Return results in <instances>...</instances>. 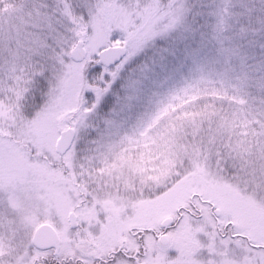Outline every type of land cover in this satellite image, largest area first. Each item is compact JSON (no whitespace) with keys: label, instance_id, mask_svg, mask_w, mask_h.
Instances as JSON below:
<instances>
[{"label":"snow or ice","instance_id":"snow-or-ice-1","mask_svg":"<svg viewBox=\"0 0 264 264\" xmlns=\"http://www.w3.org/2000/svg\"><path fill=\"white\" fill-rule=\"evenodd\" d=\"M216 20L214 0H0V264H264V45L251 78L217 71Z\"/></svg>","mask_w":264,"mask_h":264},{"label":"rangeland","instance_id":"rangeland-1","mask_svg":"<svg viewBox=\"0 0 264 264\" xmlns=\"http://www.w3.org/2000/svg\"><path fill=\"white\" fill-rule=\"evenodd\" d=\"M217 20L205 51L206 60L219 72L228 74L238 70L242 60L249 78L255 75L260 64V49L264 45V0H214ZM130 134H132L130 129ZM5 166L20 172L34 183L43 186L50 206L63 205L66 193L60 176L43 165H29L15 153L6 152ZM212 195L241 215H251L253 207L226 185H215Z\"/></svg>","mask_w":264,"mask_h":264},{"label":"flooded vegetation","instance_id":"flooded-vegetation-1","mask_svg":"<svg viewBox=\"0 0 264 264\" xmlns=\"http://www.w3.org/2000/svg\"><path fill=\"white\" fill-rule=\"evenodd\" d=\"M176 241L185 246L190 244V241L186 237H183V236L176 237Z\"/></svg>","mask_w":264,"mask_h":264}]
</instances>
